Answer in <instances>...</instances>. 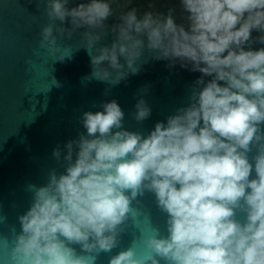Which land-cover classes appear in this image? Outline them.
Listing matches in <instances>:
<instances>
[{
    "label": "clouds",
    "instance_id": "obj_1",
    "mask_svg": "<svg viewBox=\"0 0 264 264\" xmlns=\"http://www.w3.org/2000/svg\"><path fill=\"white\" fill-rule=\"evenodd\" d=\"M180 3L187 27L176 23L175 9L138 17L133 7L109 26L126 6L121 0L75 6L45 0L49 22L39 48L53 63L85 49L92 71L82 83L118 84L140 72L146 51L201 76L189 105L146 137L123 128L124 112L114 99L102 111L84 112L86 132L66 142L63 159L59 145L53 150L64 172L50 169L45 185L28 186L31 203L18 216L8 264H95L143 215L132 204L146 191L167 214L168 235L153 228L144 239L151 255L138 257L131 246L108 264H264V47L252 48L264 44V0ZM81 29V43L69 55L71 45L59 42ZM109 34L111 43H101ZM132 115L143 122L151 107L141 98ZM237 212L246 214L243 224Z\"/></svg>",
    "mask_w": 264,
    "mask_h": 264
},
{
    "label": "water",
    "instance_id": "obj_2",
    "mask_svg": "<svg viewBox=\"0 0 264 264\" xmlns=\"http://www.w3.org/2000/svg\"><path fill=\"white\" fill-rule=\"evenodd\" d=\"M80 2L88 0H70V6ZM121 3L126 6L108 19L109 26L119 22L120 11L135 7L138 17L148 11L166 15L169 9H175L176 23L187 27L184 19L187 13L180 0H131V3L121 0ZM44 9L45 0H0V264H8L11 245L20 231L18 216L30 206L28 186L45 185L50 169L54 168L58 174L64 172L52 153L59 145L63 159L66 142L86 132L81 123L84 112L102 111V103L114 99L124 112L123 128L146 137L157 122H166L178 108L189 105L193 82L201 76L178 63L169 67L168 61L154 60L146 51L138 74L129 75L115 85L96 79L82 83L92 71L85 49L75 51L63 63H53L55 57L39 48V33L49 22ZM80 31L83 30H78L72 40L59 42L71 45L69 55L81 43ZM258 35L252 32V37ZM111 41L109 34L101 43ZM261 47L264 44H252L253 50ZM141 98L150 105L151 115L137 122L132 113ZM249 178H255L254 169ZM138 200L139 203L133 201L132 207L140 208L143 215L134 224L129 222L118 246L110 253H100L95 264H108L112 256L131 246L138 257L146 258L151 252L144 239L152 234V229H157L162 237L168 235L167 214L157 206L155 195L146 191ZM236 219L243 224L246 214L237 212ZM74 247L81 254L79 246ZM161 264L165 262L161 260Z\"/></svg>",
    "mask_w": 264,
    "mask_h": 264
}]
</instances>
